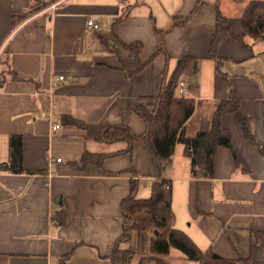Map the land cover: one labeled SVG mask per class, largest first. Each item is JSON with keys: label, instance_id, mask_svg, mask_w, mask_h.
<instances>
[{"label": "crops", "instance_id": "crops-1", "mask_svg": "<svg viewBox=\"0 0 264 264\" xmlns=\"http://www.w3.org/2000/svg\"><path fill=\"white\" fill-rule=\"evenodd\" d=\"M250 1L0 0V264H61L69 252V264H114L131 181L139 182L138 196L149 197L158 178L171 181L174 226L200 248L240 264H264V88L262 73L243 64L258 57L259 41L244 47L232 36L224 39L220 70L209 57L216 4L242 34ZM90 16L100 27L88 24ZM176 17L188 20L174 25ZM184 56L200 59L197 74L180 79L199 102L185 134L210 129L216 102L228 94L223 73L247 122L249 134L232 112L222 116L232 147H218L212 177L192 176L181 143L161 161L148 136L128 150L127 141L96 140L64 120L126 124L143 133L135 105L150 102ZM227 60L234 66L223 69ZM12 134L22 136L21 172L10 169ZM86 152L105 157L84 163ZM149 246V232L121 243L138 248L133 264L150 255ZM167 258L192 264L174 249Z\"/></svg>", "mask_w": 264, "mask_h": 264}, {"label": "trees", "instance_id": "trees-1", "mask_svg": "<svg viewBox=\"0 0 264 264\" xmlns=\"http://www.w3.org/2000/svg\"><path fill=\"white\" fill-rule=\"evenodd\" d=\"M200 3L201 1L197 2L195 9ZM216 11V26L209 46V57L216 62V69L220 70L224 60L218 53V47L224 39L232 36L244 47L264 39V0H252L245 7L243 12L244 33L242 34L233 32L228 17L222 12L218 3ZM187 20L188 17H176L174 25H182ZM134 45L138 51L142 47L140 42ZM199 67L200 59L196 56L180 58L173 72L165 76L160 92L157 95L149 96L147 99L150 102H141L135 105V110L146 123V129L141 134H136L126 124H88L71 115H65L64 120L86 129L88 137L96 140L127 141L129 143L128 150L131 149V144L135 140L148 136L161 161L171 158L176 145L181 143L185 145L186 153L191 158L192 176L197 178L212 177L214 157L218 147L220 145L232 147V136L224 132L222 116L227 112H232L236 121L244 127L248 134L249 131L246 118L240 111V98L232 87L228 75L223 73L228 85V94L226 98L216 102L211 115L210 129L207 131L198 130L192 136L185 134L184 125L194 113L199 102L190 95H179L177 86L182 77L191 78L196 75ZM9 145L11 150L10 169L15 172L24 171L22 136L12 134ZM104 157V154L86 152L82 161L84 163L91 160L100 162ZM170 183L171 181L166 178H158L151 185L150 196L140 197L138 196V180L131 181V191L121 202L124 217L123 231L110 255L112 262L114 264H133L132 258L138 248L125 249L121 247V243L129 241L135 232L138 234L149 232L150 255L143 257L137 264H143L147 258L153 259L157 264H171L167 257L172 249L180 252L192 264H240V259L220 256L214 252L212 247L200 248L185 231L174 226ZM69 256L70 252L65 254L61 264H69L67 261Z\"/></svg>", "mask_w": 264, "mask_h": 264}, {"label": "rangeland", "instance_id": "rangeland-1", "mask_svg": "<svg viewBox=\"0 0 264 264\" xmlns=\"http://www.w3.org/2000/svg\"><path fill=\"white\" fill-rule=\"evenodd\" d=\"M256 49L258 50V54H259L258 57L247 59L243 62V64L249 73H251L253 70H259V73L260 72L262 73L258 77H259L262 87L264 88V50H263L264 41H259L258 43H256ZM228 66H231V67L234 66L233 60L225 61V66L223 67V69H227ZM237 67L240 68L241 66H237ZM208 68L209 67L205 66V70H207ZM233 69L236 70L237 68H233ZM134 234L136 236L138 233L135 232ZM141 243H142V246H144V242L142 241ZM174 251H177V250L174 249ZM178 262H179L178 259H173L171 261V264H179L180 262L179 263Z\"/></svg>", "mask_w": 264, "mask_h": 264}, {"label": "built area", "instance_id": "built-area-1", "mask_svg": "<svg viewBox=\"0 0 264 264\" xmlns=\"http://www.w3.org/2000/svg\"><path fill=\"white\" fill-rule=\"evenodd\" d=\"M96 16H90V18L88 19V24L94 26L95 28L100 27V23L96 20L95 18ZM64 78L63 75L60 76V79ZM178 92L181 95H185V94H189V88H188V83L187 81H180L179 85H178ZM43 115H46V113L44 112ZM52 128L54 130L60 128V124L58 123H54L52 125ZM56 161H61V158H57Z\"/></svg>", "mask_w": 264, "mask_h": 264}]
</instances>
